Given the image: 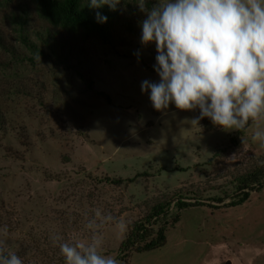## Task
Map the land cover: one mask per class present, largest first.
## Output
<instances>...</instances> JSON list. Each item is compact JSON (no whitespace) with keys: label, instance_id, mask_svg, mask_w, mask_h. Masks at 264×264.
I'll use <instances>...</instances> for the list:
<instances>
[{"label":"rangeland","instance_id":"374dc122","mask_svg":"<svg viewBox=\"0 0 264 264\" xmlns=\"http://www.w3.org/2000/svg\"><path fill=\"white\" fill-rule=\"evenodd\" d=\"M108 10L102 41L52 26L36 0H0V227L9 251L23 264H59L53 236L87 238L96 209L130 224L159 203L170 201L175 215L178 196H200L208 206L180 212L165 245L128 264H264V189L235 208L211 200L233 195L235 177L264 165L255 129L245 131L242 152L208 166L235 131L205 132L209 118L192 125L199 109L156 111L141 91L142 81L159 82L155 45L140 41L145 15L135 0ZM104 234L105 253L122 259L125 235L111 226Z\"/></svg>","mask_w":264,"mask_h":264},{"label":"clouds","instance_id":"9594fccd","mask_svg":"<svg viewBox=\"0 0 264 264\" xmlns=\"http://www.w3.org/2000/svg\"><path fill=\"white\" fill-rule=\"evenodd\" d=\"M121 0H88V6H108L115 11ZM135 0L145 15L140 22L141 44L155 45L154 70L159 82L144 80L141 91L149 92L156 111L174 104L181 111L199 109L225 131L254 128L253 142L264 147V0ZM96 20L106 23L99 11ZM138 55V54H137ZM111 226L124 236V218L94 210L85 225L87 238L65 239L54 235L65 264H121L115 254L104 251V228ZM0 227V264H23L8 249Z\"/></svg>","mask_w":264,"mask_h":264},{"label":"trees","instance_id":"16d2710c","mask_svg":"<svg viewBox=\"0 0 264 264\" xmlns=\"http://www.w3.org/2000/svg\"><path fill=\"white\" fill-rule=\"evenodd\" d=\"M38 4V10L41 17L51 24L52 26L61 27L68 31H83L89 35H94L102 41H107L108 32L107 25L110 21L109 7L104 6L100 9H94L88 6V0H36ZM99 11L103 16L107 17L106 23H99L96 20V12ZM205 132H212L221 127L214 124H207L203 122ZM245 131H235L228 137V142L224 148L217 149L216 153L207 162L208 166H213V162L219 159L223 154H238L243 151V137ZM262 162L251 170L235 177L232 180L233 195L225 196L224 198H212L217 204L224 203L226 200L229 202L223 204L225 208H235L243 205L248 201L252 193H259L264 189V165ZM143 177L147 176L143 173ZM53 178H58L54 176ZM105 181L113 186L119 187L121 185L128 186L134 182L132 179H109L105 178ZM198 196V195H197ZM187 200V201H185ZM200 196L184 198L178 196L175 201L176 214H169L170 201L166 203H159L153 207L150 214L146 215L143 219L137 220L128 224L129 230L124 239L119 245L118 254L123 255L120 261L122 264H128L130 258L134 254H141L149 251L159 249L165 245L166 236L165 228L168 225H174L179 221L180 212L194 208L202 203ZM212 209H218L220 207L209 206ZM157 227V228H156ZM59 264H65L64 257L58 261Z\"/></svg>","mask_w":264,"mask_h":264}]
</instances>
